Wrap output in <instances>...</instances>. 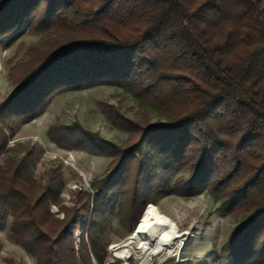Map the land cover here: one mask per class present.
I'll return each instance as SVG.
<instances>
[{
  "label": "trees",
  "instance_id": "1",
  "mask_svg": "<svg viewBox=\"0 0 264 264\" xmlns=\"http://www.w3.org/2000/svg\"><path fill=\"white\" fill-rule=\"evenodd\" d=\"M24 23L44 38L10 69L0 125L30 120L54 94L99 84L130 94L139 116L107 111L128 133L120 144L50 126L58 145L114 158L68 208L60 171L38 183L29 152L10 156L0 130V228L10 219L9 239L35 264H117L106 241L113 196L130 235L157 197L206 192L242 223L203 264H264V0H0V39ZM182 169L188 177L171 184ZM71 227L82 232L77 243Z\"/></svg>",
  "mask_w": 264,
  "mask_h": 264
},
{
  "label": "rangeland",
  "instance_id": "2",
  "mask_svg": "<svg viewBox=\"0 0 264 264\" xmlns=\"http://www.w3.org/2000/svg\"><path fill=\"white\" fill-rule=\"evenodd\" d=\"M43 38V35L32 31L24 23L0 39V102L14 91L9 79L10 69L26 60L28 50L41 46ZM110 109L132 121L139 116L137 104L130 94L116 86L99 84L54 94L35 117L20 124L0 125V130L8 137L7 147L12 149L10 156H22L29 152V170L38 183L45 181L48 170L60 171L63 181L61 205L68 208L73 205L75 192L90 191L91 183L102 178L114 158L108 154L60 146L49 136L50 126L56 123L65 127L75 125L107 142L120 144L127 139L128 133L108 117L107 111ZM149 116L152 122L156 120L154 113ZM4 159L0 158L3 167ZM188 174L187 169L179 170L171 184L187 178ZM119 202V195L112 197L114 217L106 232L109 263L162 264L173 258L174 264H203V259L213 249L219 252L231 232L242 223L240 218L219 213V203L206 192L189 197L175 194L159 196L152 205L176 224L178 235L170 248L155 255L144 254L135 243L130 244L132 233L127 235L124 227L118 223L116 216L120 213ZM50 213L62 218L57 206L52 205ZM9 228L10 219H7L4 227L0 228V264H35L33 258L9 239ZM70 232L77 243L82 232L74 227L70 228ZM218 264L232 263L220 257Z\"/></svg>",
  "mask_w": 264,
  "mask_h": 264
},
{
  "label": "bare ground",
  "instance_id": "3",
  "mask_svg": "<svg viewBox=\"0 0 264 264\" xmlns=\"http://www.w3.org/2000/svg\"><path fill=\"white\" fill-rule=\"evenodd\" d=\"M177 235L176 224L156 206L149 205L130 237V244L135 243L137 249L144 254L155 255L170 248Z\"/></svg>",
  "mask_w": 264,
  "mask_h": 264
}]
</instances>
